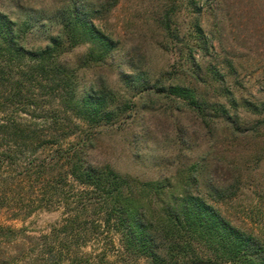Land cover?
I'll return each instance as SVG.
<instances>
[{
	"label": "trees",
	"instance_id": "trees-1",
	"mask_svg": "<svg viewBox=\"0 0 264 264\" xmlns=\"http://www.w3.org/2000/svg\"><path fill=\"white\" fill-rule=\"evenodd\" d=\"M118 1L62 2L52 11L59 31L37 49L20 43L27 21L18 23L0 10V211L17 218L61 209L45 233L32 235V264H264V240L233 224L212 203L236 194L239 175L229 169L226 177L215 175L234 168L235 161L206 155L172 179L144 180L91 160L98 128L120 127L136 116L135 103H127L107 78L83 84L78 76L81 68L107 65L112 58L118 43L95 18ZM162 24L170 38L169 17ZM193 33L195 44L185 45L190 50L181 63L193 81L166 83L168 71L150 81L145 69L132 65L118 73L124 92L169 99L170 110L192 115L208 136L219 125L234 139L256 136L264 129V101L239 102L216 65L210 71L219 85H212L192 49L210 56L214 44L199 21ZM80 45L87 47L72 66L67 54ZM227 66L233 68L230 61ZM199 84L215 93L206 95ZM239 106L257 119L242 120ZM174 128L176 142L190 149L189 129L180 121ZM258 135L264 147V134ZM22 231L0 223V238Z\"/></svg>",
	"mask_w": 264,
	"mask_h": 264
},
{
	"label": "rangeland",
	"instance_id": "rangeland-1",
	"mask_svg": "<svg viewBox=\"0 0 264 264\" xmlns=\"http://www.w3.org/2000/svg\"><path fill=\"white\" fill-rule=\"evenodd\" d=\"M64 1L18 0L16 4L15 0H0V10L18 23L27 21L20 43L37 49L59 31L52 11ZM199 6L200 13L196 11ZM166 17H169L170 38L162 24ZM196 21L214 44L210 56L192 49L196 59L206 66L203 72L207 80L219 85L210 71V66L216 65L225 74V84L239 102L264 101V0H119L112 9L101 10L95 18L97 27L118 43L112 58L107 65L81 68L78 76L83 84L101 75L107 78L108 84L124 95L127 103H135L136 116L120 127L98 128L91 145V160L152 180L172 179L178 169L193 161L206 155L212 159L223 155L225 161H235V166L215 175L226 177L232 170L240 176L236 181L238 187L230 198L212 203L233 224L264 240V156L260 154L264 147L258 135H263L264 129L260 128L256 136L234 139L224 125H219L214 135L208 136L192 115L170 110L174 103L169 99L146 93L133 95L129 90L125 93L118 74L121 69L130 71L133 65L145 69L150 81L167 71L170 75L164 77L166 83L193 81L182 64L185 65L184 57L190 50L185 45L195 44L193 24ZM175 33L179 39L172 38ZM86 47L77 46L67 54L72 66L80 63L78 59ZM227 61L233 68L227 66ZM197 87L208 96L215 93L209 86ZM237 112L246 122L258 117L242 106ZM177 121L189 129L190 149L175 140ZM199 191L206 193L203 186ZM60 217L61 209H39L17 218L1 210L0 223L14 230L22 229L23 233L0 238V259L18 256V260H11L9 264H32V235L45 233Z\"/></svg>",
	"mask_w": 264,
	"mask_h": 264
}]
</instances>
